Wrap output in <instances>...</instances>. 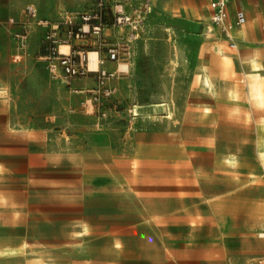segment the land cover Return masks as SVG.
<instances>
[{"label": "rangeland", "instance_id": "obj_1", "mask_svg": "<svg viewBox=\"0 0 264 264\" xmlns=\"http://www.w3.org/2000/svg\"><path fill=\"white\" fill-rule=\"evenodd\" d=\"M203 42L185 18L149 16L116 109L94 117L50 84L36 42L24 57L0 49V233L39 264H141L151 218L135 230L137 189L155 177L203 178L191 192L239 193L264 219V71L220 75Z\"/></svg>", "mask_w": 264, "mask_h": 264}, {"label": "crops", "instance_id": "obj_2", "mask_svg": "<svg viewBox=\"0 0 264 264\" xmlns=\"http://www.w3.org/2000/svg\"><path fill=\"white\" fill-rule=\"evenodd\" d=\"M96 0H0V49L7 47L12 57H24L28 50L21 49L16 33L24 26L29 28L27 45L36 42L41 53L44 27H38L27 14V8L34 6L37 16L59 22L66 12H76L91 8ZM107 3L120 1L128 7L148 3L149 10L145 20V31L134 42V56L139 40L147 30L149 16L158 13H170L174 18H185L189 23L202 30L204 42L199 56L212 62L216 73L220 75L237 72L241 66H251L246 70L248 81L258 80L264 71V0H229V23L236 22L239 10L245 14L242 25H234L232 33L236 47L225 38L218 26L211 20L212 0H106ZM168 40H173L175 32L170 27L165 29ZM111 32V31H110ZM109 33V30L106 31ZM111 37H113L111 35ZM114 38V37H113ZM29 46V45H28ZM26 46V47H28ZM229 57L230 62H226ZM46 65V64H45ZM109 71H117L122 66L130 69V63L119 65L106 62ZM50 84L57 90H66L80 96L78 105L85 99L83 90L95 86L93 77L78 79L71 87L51 79L46 68ZM206 78L211 85H206ZM121 77L113 81L117 94ZM203 86H212V79L205 73ZM94 117V114H90ZM197 127V126H196ZM233 163L231 160H228ZM145 181V180H144ZM149 184L142 182L139 193L140 208L136 216H149L150 235L135 237L138 257L141 264H264V234L260 225L264 219L260 205L246 203L247 199L239 193H207L200 188L190 191V183L204 181L203 178H150ZM136 192V191H135ZM245 200V201H244ZM139 260V261H138ZM0 264H39L29 256V248L24 242L15 245L13 236L0 233Z\"/></svg>", "mask_w": 264, "mask_h": 264}, {"label": "built area", "instance_id": "obj_3", "mask_svg": "<svg viewBox=\"0 0 264 264\" xmlns=\"http://www.w3.org/2000/svg\"><path fill=\"white\" fill-rule=\"evenodd\" d=\"M228 2L229 0L211 1V20L220 28L223 36L231 41L230 46L235 48L233 27L244 24L246 17L239 10L236 22L229 23ZM148 10V3L128 7L120 1L107 3L106 0H96L89 9L66 12L59 22L39 18L34 6L27 8V14L35 25L45 28L40 59L46 63L51 79L71 87L78 79L93 77L96 84L83 90L86 97L81 102V107L88 114L106 116L109 111L116 109L114 97L117 87L113 81L124 70L118 68L113 72L104 65L109 61L118 63V66L130 63L134 56V42L145 31ZM107 30L109 33H106ZM29 31L24 26L16 33L21 49L27 46ZM64 46L67 47L66 50L62 49ZM92 52L97 57L95 68L90 65ZM131 111L133 116L138 115L135 108Z\"/></svg>", "mask_w": 264, "mask_h": 264}, {"label": "bare ground", "instance_id": "obj_4", "mask_svg": "<svg viewBox=\"0 0 264 264\" xmlns=\"http://www.w3.org/2000/svg\"><path fill=\"white\" fill-rule=\"evenodd\" d=\"M63 50H66L67 47H62ZM90 65L91 67H97V57H96V53L92 52L90 53ZM206 85L207 86H210L211 83H210V80L208 78H206Z\"/></svg>", "mask_w": 264, "mask_h": 264}]
</instances>
